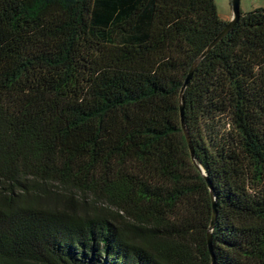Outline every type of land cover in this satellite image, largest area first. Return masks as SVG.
I'll return each mask as SVG.
<instances>
[{"label":"trees","instance_id":"16d2710c","mask_svg":"<svg viewBox=\"0 0 264 264\" xmlns=\"http://www.w3.org/2000/svg\"><path fill=\"white\" fill-rule=\"evenodd\" d=\"M0 0V264H264V8ZM204 171L206 177L202 174ZM207 179L212 190H210Z\"/></svg>","mask_w":264,"mask_h":264},{"label":"water","instance_id":"95a60500","mask_svg":"<svg viewBox=\"0 0 264 264\" xmlns=\"http://www.w3.org/2000/svg\"><path fill=\"white\" fill-rule=\"evenodd\" d=\"M231 6H232V16L231 18L227 21L225 27L223 28V30L213 39V41L205 48V50L194 60L193 64L191 65V68L187 74V77L185 78V81L182 84L181 90H180V116H181V123H182V127L184 129L185 135H186V139L190 148V152H191V156L194 159V150H193V146L189 137V134L185 128V122H184V118H183V103H182V99H183V91L186 88V86L188 85L192 74L195 70V68L197 67L198 63L200 62V60L211 50V48L221 39L223 38L229 31L230 29L236 24V22L239 20L240 15H241V8H240V0H231ZM202 174L206 177L205 173L203 170ZM207 178V177H206ZM209 188L211 191L212 190V186L209 182V180L207 179ZM215 217H216V208H215V203L213 201V213H212V218H211V222H210V226L207 232V242H208V247L209 250L211 252V257H212V264H213V254H212V236H211V230L214 226L215 223Z\"/></svg>","mask_w":264,"mask_h":264},{"label":"rangeland","instance_id":"374dc122","mask_svg":"<svg viewBox=\"0 0 264 264\" xmlns=\"http://www.w3.org/2000/svg\"><path fill=\"white\" fill-rule=\"evenodd\" d=\"M219 17L228 21L232 16L231 0H215ZM263 7L264 0H240L241 11H249L254 8Z\"/></svg>","mask_w":264,"mask_h":264},{"label":"crops","instance_id":"0c3cea01","mask_svg":"<svg viewBox=\"0 0 264 264\" xmlns=\"http://www.w3.org/2000/svg\"><path fill=\"white\" fill-rule=\"evenodd\" d=\"M227 20H229V19H227ZM226 21V20H225Z\"/></svg>","mask_w":264,"mask_h":264}]
</instances>
